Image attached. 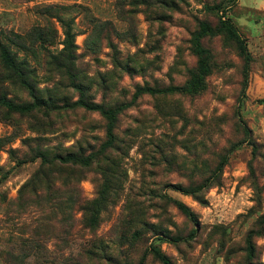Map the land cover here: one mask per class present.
<instances>
[{"label": "rangeland", "instance_id": "rangeland-1", "mask_svg": "<svg viewBox=\"0 0 264 264\" xmlns=\"http://www.w3.org/2000/svg\"><path fill=\"white\" fill-rule=\"evenodd\" d=\"M144 2L0 0V44L28 85L0 58V98L39 102L27 113L0 106V264H161L152 249L171 264H264V0ZM220 19L244 40L247 67L215 34L202 40V90L132 101L138 88L183 86L197 65L192 35ZM35 29L46 41H28ZM78 101L128 104L111 148L101 151L103 116ZM67 153L92 162L37 157ZM207 178L199 193L178 191Z\"/></svg>", "mask_w": 264, "mask_h": 264}, {"label": "trees", "instance_id": "trees-1", "mask_svg": "<svg viewBox=\"0 0 264 264\" xmlns=\"http://www.w3.org/2000/svg\"><path fill=\"white\" fill-rule=\"evenodd\" d=\"M140 1L143 2L142 4L147 5V3L144 2L145 0H140ZM64 27H65L64 41H63L65 47L64 51L67 54H69V56L72 58L73 33L68 26L64 25ZM215 34H222L226 36V38L233 40L235 42L240 55L244 59L245 67H247L250 60V56L247 52L244 40L240 37L233 24L229 20L220 19L218 27L212 28L209 24L204 22L200 24L199 29L192 35L191 48L194 54L196 55L197 65L195 71L193 72L189 80L183 86L168 87L161 89H152L148 87L138 88L136 90V93L134 94L132 101H134L136 96L144 93L149 95H157V94L165 95V94H173V93L195 94L196 92L202 90L204 87V79L208 75L210 68L209 67L210 54L209 51L203 47L202 40L207 37H211ZM38 37L40 38V40L46 41L43 33L39 29L34 30V32L31 34V37L28 38V41L30 42L32 39L39 40ZM70 57L67 58L64 57L65 63L70 60ZM0 58L2 59L4 65L10 70H12L13 74L19 76V80H23V85L28 86L27 81L24 79L25 75L22 73V68H21V65H23L24 63L21 62V64L20 63L17 64L15 56L8 50V48H6L2 44H0ZM56 64L58 66L61 65L59 61H56ZM76 88L79 89V87ZM38 104L39 102L35 100L28 104H14L4 98H0V106L5 107L9 111L19 112V113L30 112L33 109H35L38 106ZM75 104L76 105L78 104L89 110H96L103 116V118L106 121V141L102 145L101 151H105L106 149L111 148L114 141L113 129L115 128L116 117L123 108L127 107L128 104H123L115 108H108V109H105L101 106L94 104L88 105L83 103L82 101H78ZM94 156H95L94 158H96V155ZM37 157L41 159V163L48 165L55 162L59 166L74 165V166H79L81 168H86L92 162V157L84 156L82 153H67L65 155H54L50 159H48L44 154H38ZM225 163H226V158L224 157L216 169L214 178H216V174L222 170ZM214 178L211 179L207 178L206 180H204L202 184L196 186L194 189L190 190V189L180 188L178 189V191L182 192L185 195L199 193L201 190L205 188H209ZM175 205L183 215H185L188 219H190V221L195 223L197 222L195 214L182 202L176 201ZM96 209L97 208H94L92 210L94 211ZM151 252L153 256L159 262H161V264H171L169 258L163 253H161L159 250L152 249ZM248 252H249L248 257H251L252 256L251 247H249Z\"/></svg>", "mask_w": 264, "mask_h": 264}]
</instances>
